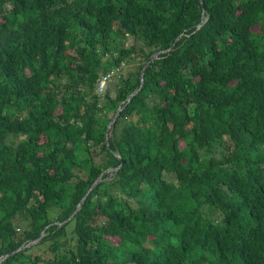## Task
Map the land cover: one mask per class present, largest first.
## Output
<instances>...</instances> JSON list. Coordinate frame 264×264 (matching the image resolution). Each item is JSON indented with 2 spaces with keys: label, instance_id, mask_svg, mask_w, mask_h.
Returning a JSON list of instances; mask_svg holds the SVG:
<instances>
[{
  "label": "trees",
  "instance_id": "trees-1",
  "mask_svg": "<svg viewBox=\"0 0 264 264\" xmlns=\"http://www.w3.org/2000/svg\"><path fill=\"white\" fill-rule=\"evenodd\" d=\"M0 260L264 264V0H0Z\"/></svg>",
  "mask_w": 264,
  "mask_h": 264
},
{
  "label": "water",
  "instance_id": "water-1",
  "mask_svg": "<svg viewBox=\"0 0 264 264\" xmlns=\"http://www.w3.org/2000/svg\"><path fill=\"white\" fill-rule=\"evenodd\" d=\"M202 24V22H200L199 23V25H201ZM170 49V48H169ZM168 49V50H169ZM161 53V51H158V52H156V53H154L149 59H148V61L145 63V65H144V69H143V71H142V73H141V76L143 75V73H144V70L146 69V67H147V65H148V63L151 61V60H153V59H155V58H157L158 57V55ZM140 88V87H139ZM136 92V91H135ZM130 96H132V95H130ZM118 112L119 111H117L116 113H115V115L112 117V119H111V121H110V123H109V125L107 126V130H106V134L108 133V130L110 129V126H111V124L114 122V120L116 119V117H117V114H118ZM98 181H99V179H97L94 183H93V185L91 186V188L87 191V193L83 196V198L81 199V201L79 202V204L77 205V209L73 212V214L71 215V217L77 212V210H78V208L80 207V204H81V202H82V200L84 199V197L90 192V190L98 183ZM71 217H69L68 219H70ZM43 235V233H41V235H40V237ZM39 237V238H40ZM33 242H35V241H33Z\"/></svg>",
  "mask_w": 264,
  "mask_h": 264
},
{
  "label": "built area",
  "instance_id": "built-area-1",
  "mask_svg": "<svg viewBox=\"0 0 264 264\" xmlns=\"http://www.w3.org/2000/svg\"><path fill=\"white\" fill-rule=\"evenodd\" d=\"M114 72L115 71H112L111 73H109V74H107V75L102 77V79L100 80L99 85H98V91L99 92H102L106 88V81L108 79H110L111 74L114 73Z\"/></svg>",
  "mask_w": 264,
  "mask_h": 264
},
{
  "label": "clouds",
  "instance_id": "clouds-1",
  "mask_svg": "<svg viewBox=\"0 0 264 264\" xmlns=\"http://www.w3.org/2000/svg\"><path fill=\"white\" fill-rule=\"evenodd\" d=\"M122 64L124 65V63H122ZM112 71H115V72L111 74V77H110V81H111V82L115 79V77H119V75H120V72H119V70H118L117 68H112V69H110V70H109V73H111ZM109 73H107V74H109ZM102 92H103V91H102ZM0 261H1V260H0Z\"/></svg>",
  "mask_w": 264,
  "mask_h": 264
},
{
  "label": "rangeland",
  "instance_id": "rangeland-1",
  "mask_svg": "<svg viewBox=\"0 0 264 264\" xmlns=\"http://www.w3.org/2000/svg\"><path fill=\"white\" fill-rule=\"evenodd\" d=\"M254 29H256V28H254ZM131 42H132V39H131V38H128L126 43L129 45ZM129 67H130V65H129V66L125 65L122 71H124V73H125V72L129 69ZM115 82H116V79H114V80L110 83V85H109L108 88L111 89L112 86H113V84H114Z\"/></svg>",
  "mask_w": 264,
  "mask_h": 264
}]
</instances>
